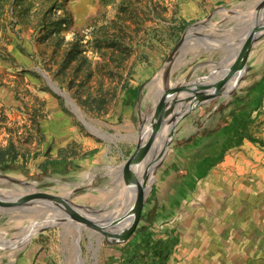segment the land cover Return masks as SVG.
I'll list each match as a JSON object with an SVG mask.
<instances>
[{
	"label": "rangeland",
	"instance_id": "374dc122",
	"mask_svg": "<svg viewBox=\"0 0 264 264\" xmlns=\"http://www.w3.org/2000/svg\"><path fill=\"white\" fill-rule=\"evenodd\" d=\"M259 3L0 0V155L12 166H19L64 136L61 132L67 127L72 133L66 134L70 140L61 141L59 155L75 161L67 179L54 180L49 186L0 164V191L13 187L12 181L1 177L7 176L29 183L22 186L24 189L30 190L32 185L41 194L64 198L87 212L93 210L101 216L109 212L116 205L115 167L132 155L137 139L163 100V85L150 87L146 83L160 74L180 38L195 24L206 22L195 34H200L211 49L193 50L199 38L194 35L176 58L168 81L163 82L169 90L195 85L196 78L213 71L214 63L225 55L217 42L228 44L242 34ZM248 59V70L238 84L208 96L177 120L166 155L161 161L156 155L155 167L150 169L153 181L132 235L139 227L149 226L151 220H155L150 225L159 234L177 227L188 240L186 247L177 248L173 264H216L209 246L213 234V239L220 238L218 264H264V147L248 141L228 150L177 206L170 209L168 205L179 181L178 172L199 157V149H183L179 154L177 146L230 119L234 101H244L247 88L264 72V35L253 44ZM38 69L68 93L86 121L105 136L87 130ZM223 72L224 78L230 76V71ZM137 87L140 92L132 100L128 90ZM196 89L193 86L192 92ZM192 92L181 90L171 95L169 102L178 103ZM166 114H174L171 107ZM252 116L256 122L251 133L264 143V112H253ZM171 121L170 117L166 134ZM121 179L122 175V188ZM153 198L156 205L150 209L153 202L146 203ZM157 201L166 203L161 206ZM154 209L158 213L162 210L166 217H155ZM38 212L0 206V264H80L74 236L82 264H103L118 256L120 247L132 236L104 235L98 240L97 230L87 225L79 228L75 220L66 218L54 222L62 224L25 237L28 228L39 222L38 215L46 213ZM204 238L209 240L204 242Z\"/></svg>",
	"mask_w": 264,
	"mask_h": 264
},
{
	"label": "water",
	"instance_id": "95a60500",
	"mask_svg": "<svg viewBox=\"0 0 264 264\" xmlns=\"http://www.w3.org/2000/svg\"><path fill=\"white\" fill-rule=\"evenodd\" d=\"M221 12H228L226 9H221ZM206 22L197 23L195 24V28L203 29L206 26ZM189 32L185 33L180 40L177 42L175 48L170 52V54L167 57V60L165 64L162 66L160 70V74L155 75L153 78H151L146 84L151 85L157 80V77L161 75L162 78L166 81H168L169 75L172 71V66L178 56L181 54V50L184 47L185 42L191 41L193 38L188 37ZM197 42H202L203 37L200 34ZM264 35V0H262L259 4L256 5L255 11L253 12L252 21L248 24L247 28L244 30L242 34H240L237 38H234L229 41L228 44H225L223 42H217L221 45V48L225 51V55L222 57V59L219 62H215V69L199 78H196V84L191 85H182L180 88H173L169 90L165 84H163V100L160 103H163V107L161 109L160 114L158 111L160 110V106L157 108L154 115L150 118V123L154 125V130L152 134L149 135V139L152 138L154 132H156L157 129H159L160 124L163 121L164 124H168L167 118L169 115H166V112L168 110V107H171L172 104L168 106L167 101L164 103V97L171 95H177V93L181 90H185L188 94L192 92L193 86H196L197 89L193 90L191 97L185 98L182 101H178V103L175 104L176 109L174 114L171 116L172 121L171 128L166 134V142L163 152L159 155L160 161L164 158L166 155L169 144L171 142V137L173 134V130L175 127V123L181 116L185 115L187 112H189L192 107H194L197 103L203 101L208 96H213L216 93H219L220 91H223L225 89H228L229 87H233L238 82L241 81V78L245 75L246 69H247V61L248 56L250 53V50L253 46V44ZM229 69L232 70L233 73L229 78H226L225 80H221L223 77V71ZM38 71L42 74V76L45 78L47 84L60 96H62L65 99V102L71 107V110L75 113L78 120L81 122V124L90 132L93 134H98L101 136H105L103 133H101L98 129H96L90 122L86 121L84 115L82 112L78 109L76 104L73 102L72 98L69 96L68 93L62 92L59 87L55 85V83L44 73L41 71V69H38ZM208 79L213 80L214 82L211 84H208ZM216 91L214 94L209 95L207 94L209 91ZM140 92V88L138 89V93ZM158 117L159 120L155 122L156 118ZM149 141V140H148ZM146 144L141 142V138L137 139V143L135 146V149L132 153V155L123 162V164L116 166L115 168L119 167L121 168V175L123 183L127 185V187H130L131 185L136 184V178L135 175L131 172H129V164L130 162L136 163L138 162L144 154ZM5 177L9 181L13 182V187L9 191H0V206L2 209H11V208H17L22 211L27 212H33L34 210H37L40 207H62L68 210L73 215V220H75L76 226H79L78 222H82L84 225L89 226L92 229H95L99 232V235H109L110 237H129L132 235L134 224L138 221L142 208L145 204V199L147 196L144 194V190H140V192L135 196V199L133 201L132 206L129 208V210L123 215V216H114L115 209L112 208L109 210V212L105 213L103 216L99 215L96 211L87 210L83 206H78L75 204L70 203L64 198L59 197H53L50 195L41 194L37 191L36 188H34L31 184V189H24L22 186L29 184L24 181H17L12 178H9L7 176H1ZM132 216L133 223L130 224L125 228V230L120 231L119 226V219H122V221H125L126 218ZM61 221V220H60ZM63 221V220H62ZM63 222L57 221V223H50L46 228L54 227L56 225L62 224ZM116 227L117 231H112V229ZM108 229L109 231H107ZM120 231V232H119ZM35 234V233H34ZM34 234L28 233V237H32ZM0 243H3L2 241ZM96 260V255L94 257ZM95 264V263H94Z\"/></svg>",
	"mask_w": 264,
	"mask_h": 264
},
{
	"label": "trees",
	"instance_id": "16d2710c",
	"mask_svg": "<svg viewBox=\"0 0 264 264\" xmlns=\"http://www.w3.org/2000/svg\"><path fill=\"white\" fill-rule=\"evenodd\" d=\"M63 20L62 23H65ZM132 100L136 97L138 87L128 90ZM264 99V73L250 85L243 97L244 101L236 99L230 111V119L222 120L211 130H206L197 136L182 141L177 150L182 154L183 149L193 151L199 149V157L191 160L190 166L185 167L179 173V181L175 185V193L169 197V208L179 204L188 192H192L198 180H201L214 168L224 157L225 153L235 147L249 141L264 147V143L255 138L251 130L256 122L253 112L258 115ZM0 164L9 165L14 169L11 162H6L0 155ZM184 166V165H183ZM176 171L177 168H174ZM153 189L151 197H154ZM152 200V199H151ZM153 215L166 217L164 212L158 213L153 210ZM139 227L130 237L129 241L120 247L118 256L109 257L103 264H171L172 255L180 242L181 233L177 227L166 228L159 234L150 224Z\"/></svg>",
	"mask_w": 264,
	"mask_h": 264
},
{
	"label": "bare ground",
	"instance_id": "6f19581e",
	"mask_svg": "<svg viewBox=\"0 0 264 264\" xmlns=\"http://www.w3.org/2000/svg\"><path fill=\"white\" fill-rule=\"evenodd\" d=\"M261 1L262 0H256V2H261ZM198 30H200V29L199 28L191 29V31H189L188 37L192 38L194 36V33L198 32ZM187 43L185 42L184 47L187 45ZM200 47H204L206 49H211V46L208 45L207 42H205V41L194 43V45H192L191 48L194 50V49H199ZM226 71H230V76L233 73V71L229 70V69H226ZM162 76L163 75L161 73V75H159L157 77V80L154 83H152L150 85V87H154V86H158V85L162 86L163 82L166 83L167 81L164 80L162 78ZM225 79L226 78L222 77L221 80H225ZM207 82H210L208 84H211L214 81L211 79H208ZM169 99L170 98L168 96L164 97V103L167 101V104L169 106L170 104H172L174 102L171 105V108H172L173 113H174L175 109H176V106H175L176 100H173V102L170 103ZM163 105L164 104L162 103L161 108L158 111L159 114L161 112ZM173 106H175V108ZM171 116L172 115L168 116L167 121ZM157 120H159L158 117L156 118L155 122H157ZM164 122H166V121H163L160 124L159 129H157L156 132H154L152 138H150V139L148 137L150 134H152V132L154 130V125L149 123L147 126L144 127V134L141 137V142L142 143L147 142L146 148L144 151L145 154L143 155V157L138 162H136V163L130 162V164H129V172L133 173L135 175V178H136V184L135 185L133 184L135 186V189L132 186L127 187V185L124 183L122 184V188H121V182H120L121 168H119V167L116 168L119 173L116 170H114L115 177L113 179V182L116 184L115 191L117 194L116 195L117 196L116 197V205L114 207V209H115V211H114L115 215L114 216H116V215L117 216H123L129 210V208L132 206L133 201L135 199V196L140 192V190L143 189L144 194H146V191L149 189V187L153 181V174L151 173L152 170L150 171V169L155 167L156 160H154V159L156 158V155H158V154L160 155L164 150V148H163L162 152H160V149L165 145L164 144V136H165L167 128H168V124L166 125V124H164ZM169 128H171V126ZM165 142H166V137H165ZM158 159H159V156H158ZM150 163H151V165H150ZM137 172H138V174H137ZM41 210L46 211V213L38 215L39 222L35 223L34 225H32L31 227L28 228V230L25 234V237H28L27 236L28 233L34 234V233H38L40 231H43L49 225L50 221H52L51 223H54L55 220H63L66 218H72L73 219L72 213H70L68 210L64 211V209H61L58 207H40L37 210H34L32 213H39L38 211H41ZM131 220H132V216L126 218L125 221H122V219H119L120 229H118V230H120V231L125 230V228L130 224ZM78 224H79V228H80V226L84 225L81 221L78 222ZM85 228H87V227H85ZM115 228L116 227H114L112 229V231H117V229H115ZM106 230L109 231L108 229H106ZM101 236H103V235L98 234V240L100 239ZM28 238H31V237H28ZM74 239H75L74 241H75L76 257L78 258V262L80 264H82V257L80 255V250L78 247V240H76L75 236H74Z\"/></svg>",
	"mask_w": 264,
	"mask_h": 264
},
{
	"label": "crops",
	"instance_id": "0c3cea01",
	"mask_svg": "<svg viewBox=\"0 0 264 264\" xmlns=\"http://www.w3.org/2000/svg\"><path fill=\"white\" fill-rule=\"evenodd\" d=\"M248 63H249V59L247 61L246 72H247L248 67H249ZM262 74H261V76H262ZM260 112H264V99H263V105L260 108ZM58 129H60V127H58ZM61 133L64 136H62V137L58 136L56 141L53 140L55 143H53V144H51V146L47 147L46 150H42V152H41V154H39V156H37L35 159H33V158L26 159L25 163H23L19 166L13 165L14 166L13 170H19V173L22 176L29 178V179H32V180H35L38 183H40V185H42V186L52 185V181H54V180H65V179H67L68 176H70V174L73 172V170L75 168V166H74L75 161L72 157L63 156V155L60 156L59 153H60L61 141L70 140V137H66V134L72 133V130L70 128L66 127L65 130H63ZM58 134H60V132ZM47 142H50V141L47 140ZM246 143H249V142L248 141L243 142V144H246ZM32 159H33V161L30 162V160H32ZM28 160H29V162H28ZM151 202H153V204L150 205V209L154 208L156 205L154 198L150 201H147L146 204H150ZM157 203H160V202L157 201ZM163 203H166V202H163ZM163 203H160L161 206ZM161 212H162V210H161ZM222 224H224V223H222ZM215 236H214V234L211 235L212 244L209 246L211 247V251H212L211 252V258L213 260L215 259L214 261L216 262V264H218L219 258H220V247H221V245H220L219 236L217 238L213 239ZM196 237H198V236H196ZM187 240H188V238H186L182 235L180 236V242L177 245L176 250L174 251V253L172 255L173 261L171 264H173L175 262V258L177 255L176 254L177 248L180 246L186 247ZM195 240H197V242H198V239H195ZM208 240H209V238L203 239L204 242H206Z\"/></svg>",
	"mask_w": 264,
	"mask_h": 264
}]
</instances>
